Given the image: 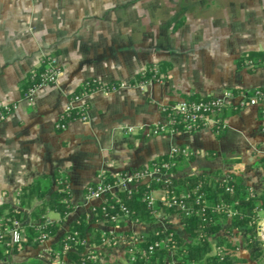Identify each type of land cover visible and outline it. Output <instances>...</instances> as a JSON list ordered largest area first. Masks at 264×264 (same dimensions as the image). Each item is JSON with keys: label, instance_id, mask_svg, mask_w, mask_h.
<instances>
[{"label": "crops", "instance_id": "crops-1", "mask_svg": "<svg viewBox=\"0 0 264 264\" xmlns=\"http://www.w3.org/2000/svg\"><path fill=\"white\" fill-rule=\"evenodd\" d=\"M247 51H264V0H0V103L15 104L0 122V205L13 204L22 186L59 171L68 178L74 208L56 237L37 248L25 247L11 262L67 264L48 253L70 223L87 213L84 187L101 172L114 175L147 165L174 147L187 148L193 157L174 174L176 179L219 171L220 180L234 174L250 191H263L259 161L264 158V105L226 110L219 138L208 130L161 136L123 133L125 126L163 122L161 108L183 96L264 91V64L252 72L247 65L235 67ZM45 56L57 58L61 73L54 85L27 101L19 87ZM160 61L172 65L166 82L129 85L147 64ZM88 79L124 85L85 95L79 104L86 107V119L68 122L63 131L55 129L72 99L69 94ZM151 195L165 198L160 190ZM166 221L167 228L186 238L179 214L168 215ZM153 227L128 224L124 231L142 234ZM230 240L238 258L261 264L251 254L264 249V215L250 249L243 232ZM110 250L113 264H127L123 244Z\"/></svg>", "mask_w": 264, "mask_h": 264}, {"label": "trees", "instance_id": "trees-1", "mask_svg": "<svg viewBox=\"0 0 264 264\" xmlns=\"http://www.w3.org/2000/svg\"><path fill=\"white\" fill-rule=\"evenodd\" d=\"M250 63L248 71L252 72L264 64V51H247L235 60L236 69L240 70ZM41 70V68H39ZM172 65L167 61H160L155 64H147L145 69L137 74L129 85L137 86L147 83H162L169 79ZM36 80L26 77L20 85L21 94ZM86 82V84H85ZM83 84L78 86L72 93L70 98L80 97L83 94H91L98 88L105 91H112L111 88H118L119 82L113 81L102 84L94 79H88ZM259 92H263L258 89ZM235 93L243 92L241 89H233ZM248 94H253L252 91ZM205 97L192 94L183 96L182 99L189 102H198ZM162 114H170L174 119V131L183 132L180 117L174 114V109L171 106H163ZM223 109L219 113V117L223 118ZM232 113L236 112L231 110ZM78 113L72 110L65 121L70 122L77 119ZM222 134H217L221 137ZM193 157H185L181 154L161 155L153 159L148 166L159 167L162 164H168L170 167L162 172H167L171 178L157 182L138 184L129 192L117 191L115 198H119L120 202L133 214L130 216L132 220L139 223L155 224L157 219L151 214L147 208L146 197L153 191H163L166 199L179 198L183 196V202L189 206V213L185 214L176 208L167 209L163 207L159 200L154 203L153 209L163 211L165 216L171 214H179L182 230L186 234V238H181L175 234L170 228H156L159 232L155 235L153 231L143 234V241L139 243V247L146 248L153 240L161 239L166 236L169 238L168 247H160L154 249L153 253L145 261L138 260L134 264H247L244 259L238 258L235 255V245L232 244L230 238L244 233L245 248L250 249L256 241L257 221L260 214L264 215V190L258 193L250 191L243 184L242 180L234 174H227L226 180L222 181L218 177L221 175L219 171L214 173H201L185 179H176L174 174L187 166ZM259 166L264 172V158L259 161ZM124 171L119 172L124 173ZM106 180L113 179L109 173H105ZM230 188L231 191H227ZM15 199L18 201V206L14 204L0 205V261L5 264H48L40 260H31L22 263H12L13 255L19 253L25 247L37 248L39 245V235L43 234L47 238L56 237L62 223L67 216L73 212V206L70 203V191L68 187V178L55 171L52 175L41 176L30 184L22 186L15 194ZM115 199H113V203ZM226 206L222 211L219 209ZM232 215L227 216V211ZM48 213H55L57 219L46 222ZM101 220L100 209L97 208L90 218L88 213H84L72 221L64 233L58 240L51 244V256H60L64 245L74 247V252H66V261L68 264H101L100 259L105 253L100 250L97 259L89 260L85 252V248L79 244L75 245L74 240L87 241L89 246H99L102 239L110 238L111 236L105 230H101L98 226V221ZM39 223L41 228L30 225ZM14 223L20 224L18 227L22 230L23 240L17 246L9 247V238L5 227L13 228ZM113 226V224H107ZM223 232V234L221 233ZM128 233V232H127ZM129 234V233H128ZM106 248V247H105ZM110 248V247H109ZM111 249V248H110ZM170 250L172 255H170ZM252 259H259L261 264H264V249L252 252Z\"/></svg>", "mask_w": 264, "mask_h": 264}, {"label": "built area", "instance_id": "built-area-1", "mask_svg": "<svg viewBox=\"0 0 264 264\" xmlns=\"http://www.w3.org/2000/svg\"><path fill=\"white\" fill-rule=\"evenodd\" d=\"M247 66H250L248 62H246ZM41 68V70H39ZM61 73V68L57 61V58L54 56H45L41 59L40 65L38 68L33 69L29 72L28 77L30 79L36 80L24 93L22 96L23 99L27 101H32L34 94L41 88L46 86L54 85L57 82V79ZM86 84V82H85ZM124 84H119L118 88H111L112 91H115ZM95 91H105V89L98 88ZM94 91V92H95ZM250 91L253 94H248ZM243 91L239 93H235L232 90H224L218 96H206L203 100L198 102H189L186 100H178L174 105L171 106L174 109V114L180 117V122L182 123L183 132L192 134L201 130H208L213 132L214 134H219L225 129V124L222 118L218 115L219 113L225 110H242L248 107H259L264 105V91L259 92L258 89ZM87 94H83L80 97H75L69 99L68 104L65 106L64 110L59 114L57 118V122L55 123V129L59 131L65 130L68 122L65 121L69 116L72 110H76L78 113L77 118L81 120L86 119V107L79 104L81 99ZM15 109V104L8 103H0V122H4L8 119L12 111ZM164 112V108H161V112ZM163 122H157L152 126H125L123 128L124 135H136L142 134L145 136H161L167 134L178 133L174 131V119L170 116V114H162ZM262 131L264 132V124L262 126ZM170 154H181L185 157H189L192 154L188 151L187 148L184 147H174L171 149ZM170 166L168 164H162L159 167H149L147 165L139 166L133 169L126 170L124 173L114 174L115 178L106 180V175L104 172H101L97 175L96 179L93 182H90L84 187L83 190V199L88 207V215L91 218L93 216V212L96 211L97 208L100 209L101 212V220L98 221V225H102L101 230H105L111 236L110 238L102 239V243L99 246H89V243L85 241L79 242L78 240H74V244L81 245L85 248V252L87 255V259L95 260L99 255L100 250H104L106 248H114L119 244L124 245L125 259L127 264H134L138 260H147L149 255H151L156 248L168 247L169 238L164 236L159 240L155 239L153 242L148 245L146 248L139 247V243L143 241V234H128L124 231L125 226L128 224L132 225H140L144 223H139L136 220L131 219V215L133 212L130 211L120 202L119 198H115V193L117 191L129 192L133 188H135L138 184L150 182L151 180H155L157 182L164 181L167 182L171 175L167 172H162V170H167ZM113 176V174H111ZM225 181V179H221ZM227 191H231L230 188H227ZM113 199L115 202L113 203ZM183 196H179V198H163L160 201L163 207L167 209L176 208L180 212H184L185 214L189 213V206L185 202H183ZM147 208L151 209L150 212L157 219V222L154 225L153 233L158 235L159 232H156L155 229L159 228L164 231L167 228V217L165 216L163 211L153 209L154 203L157 201L152 197L151 193L146 197ZM14 206H18V201L16 199L13 200ZM226 206H222L219 209V212L222 211ZM232 213L228 210L227 216L230 217ZM1 220V219H0ZM46 222H50L49 219ZM29 223V222H28ZM36 226V228L43 229L39 223L31 224ZM107 224H113V226H109ZM20 224L14 223L13 228L5 227L3 229L4 232L8 235L9 243L7 246L14 247L17 246L21 240H23L22 230L19 229ZM39 244H43L47 242L50 238H47L45 235H39ZM109 248V249H110ZM74 247H70V245H64L62 252V259L60 256H49L52 257L54 261L57 263H67L66 261V252L71 251L74 252ZM50 251V250H49ZM170 255H172V251L170 250ZM100 260V258H99ZM0 264H5L3 261H0ZM68 264V263H67ZM172 264H175L172 261Z\"/></svg>", "mask_w": 264, "mask_h": 264}, {"label": "rangeland", "instance_id": "rangeland-1", "mask_svg": "<svg viewBox=\"0 0 264 264\" xmlns=\"http://www.w3.org/2000/svg\"><path fill=\"white\" fill-rule=\"evenodd\" d=\"M47 217H48L49 220L57 219V215L55 213H48ZM110 251L111 250L109 248H105L103 250V252L105 253V255H103V258L102 259H100L101 264H113V255H111V257H110V255H109L110 254Z\"/></svg>", "mask_w": 264, "mask_h": 264}]
</instances>
